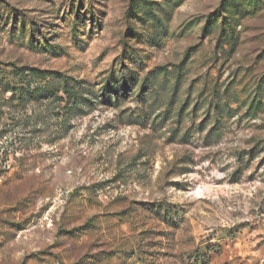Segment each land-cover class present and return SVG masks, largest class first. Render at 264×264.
I'll return each mask as SVG.
<instances>
[{
    "label": "rangeland",
    "instance_id": "374dc122",
    "mask_svg": "<svg viewBox=\"0 0 264 264\" xmlns=\"http://www.w3.org/2000/svg\"><path fill=\"white\" fill-rule=\"evenodd\" d=\"M0 264H264V0H0Z\"/></svg>",
    "mask_w": 264,
    "mask_h": 264
},
{
    "label": "trees",
    "instance_id": "16d2710c",
    "mask_svg": "<svg viewBox=\"0 0 264 264\" xmlns=\"http://www.w3.org/2000/svg\"><path fill=\"white\" fill-rule=\"evenodd\" d=\"M65 87L66 92L69 94V97L72 100H76V98L79 96L75 91L73 90V87L69 84L67 78L65 79ZM145 87V86H144Z\"/></svg>",
    "mask_w": 264,
    "mask_h": 264
}]
</instances>
